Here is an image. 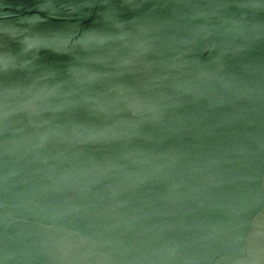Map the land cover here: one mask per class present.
Instances as JSON below:
<instances>
[{
  "label": "water",
  "instance_id": "1",
  "mask_svg": "<svg viewBox=\"0 0 264 264\" xmlns=\"http://www.w3.org/2000/svg\"><path fill=\"white\" fill-rule=\"evenodd\" d=\"M0 264H264V0H0Z\"/></svg>",
  "mask_w": 264,
  "mask_h": 264
}]
</instances>
